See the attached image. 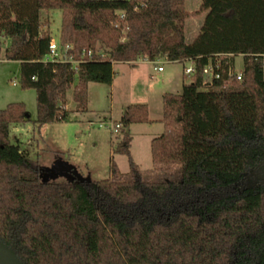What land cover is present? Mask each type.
<instances>
[{
  "label": "trees",
  "instance_id": "16d2710c",
  "mask_svg": "<svg viewBox=\"0 0 264 264\" xmlns=\"http://www.w3.org/2000/svg\"><path fill=\"white\" fill-rule=\"evenodd\" d=\"M67 7L76 66L44 59L52 36L40 10ZM198 11L187 41L185 20ZM2 37L20 86L36 91L40 125L87 110L88 83H111L116 62L189 59L196 69L180 93L162 94L165 128L146 171L130 151V125L150 121L146 103L114 123L127 173L111 157L108 177L65 182L39 180L38 160L11 142L10 124L30 118L24 103L0 108V241L22 264H261L264 204L242 205L252 179L264 186V0H201L198 10L185 0H0V55ZM216 61L219 76L202 89L203 67Z\"/></svg>",
  "mask_w": 264,
  "mask_h": 264
},
{
  "label": "rangeland",
  "instance_id": "374dc122",
  "mask_svg": "<svg viewBox=\"0 0 264 264\" xmlns=\"http://www.w3.org/2000/svg\"><path fill=\"white\" fill-rule=\"evenodd\" d=\"M201 0H185L188 10L199 8ZM205 12L191 14L185 20L186 40L192 41L198 34ZM40 19L47 20V28L58 43L73 40L71 31L72 9L50 8L40 10ZM0 55V108L11 102H22L30 118L10 124L9 136L12 143H18L29 156L38 160V178L41 181L65 182L72 179L99 180L109 176L111 157L123 173L130 170L126 154L114 152L117 138L114 123L121 117L125 107L131 103H146L151 118L163 115L161 92L180 93L190 75L183 77L184 66L191 60L171 62L163 57L157 62L151 60L135 63L116 62L115 75L111 83L89 82L87 110L71 113L67 121H53L42 125L36 118V91L22 88L19 83V61L7 59L5 49L10 43L8 37L1 38ZM161 65L164 70H158ZM243 57L235 58L234 69H242ZM67 90L68 108H74L73 87ZM202 89L208 87L202 86ZM146 128L132 126L131 156L142 171L153 168L151 138L158 135L155 125L144 124ZM156 177L168 179L169 175L159 173ZM264 204V186L251 180V191L243 197L242 208L254 210ZM264 264V253L261 258Z\"/></svg>",
  "mask_w": 264,
  "mask_h": 264
},
{
  "label": "built area",
  "instance_id": "2783aa9c",
  "mask_svg": "<svg viewBox=\"0 0 264 264\" xmlns=\"http://www.w3.org/2000/svg\"><path fill=\"white\" fill-rule=\"evenodd\" d=\"M123 16V14H122ZM74 47L73 41L58 43L54 38H51L49 42V52L45 56V60H60V61H69L73 66L77 65L78 59L74 57L72 49ZM92 56L91 50H83L82 55ZM102 57L105 56L104 53L100 54ZM220 66V62L216 61L215 63L208 62L202 70V85L209 87L212 85L213 79L219 76V72L216 69ZM158 70H161L163 67L161 65L157 66ZM195 66L192 63L190 66H184L185 75H192L195 72ZM238 76L241 75V70L235 71ZM118 128V124L114 125V130Z\"/></svg>",
  "mask_w": 264,
  "mask_h": 264
},
{
  "label": "crops",
  "instance_id": "0c3cea01",
  "mask_svg": "<svg viewBox=\"0 0 264 264\" xmlns=\"http://www.w3.org/2000/svg\"><path fill=\"white\" fill-rule=\"evenodd\" d=\"M199 8H197V9H194V10H198ZM198 12H204V11H198ZM198 12H195L194 14H196V13H198ZM71 34H72V37H73V30L71 31ZM3 38H5V37H3ZM71 41H73L72 39H70V40H66V41H62L61 43H65V42H71ZM237 56V55H236ZM236 56H235V58H236ZM243 57V56H242ZM140 61H145V60H147V59H139ZM234 61H235V59H234ZM157 62V61H156ZM171 62H176V61H171ZM125 63H129V62H125ZM191 64H192V61H191ZM114 65H115V63H114ZM113 65V66H114ZM19 67H20V65H19ZM162 70H164L163 68L161 69V71ZM241 70V69H240ZM115 75V74H114ZM183 77H184V75H183ZM113 80H114V78H113ZM112 80V81H113ZM185 81V79L183 78V82ZM89 88V87H88ZM166 92H170V91H166ZM175 93V92H174ZM88 94H89V92H88ZM163 94V92H161L160 93V95H162ZM88 99H89V95H88ZM89 101V100H88ZM76 114H78V112H76ZM149 117H150V121H148V122H139V123H132L131 125H130V128H132V126H139V127H143V128H146L145 127V125L144 124H150V125H155L157 128H155V129H157L158 131H159V133H161L163 130H164V123L161 121V118H151V116H150V110H149ZM131 130V129H130ZM132 139H133V136H132ZM152 139V138H151ZM149 145V147H150V143L148 144ZM132 146V145H131ZM131 151V153L133 154V150L131 149L130 150Z\"/></svg>",
  "mask_w": 264,
  "mask_h": 264
},
{
  "label": "water",
  "instance_id": "95a60500",
  "mask_svg": "<svg viewBox=\"0 0 264 264\" xmlns=\"http://www.w3.org/2000/svg\"><path fill=\"white\" fill-rule=\"evenodd\" d=\"M0 264H22L16 253L0 241Z\"/></svg>",
  "mask_w": 264,
  "mask_h": 264
}]
</instances>
